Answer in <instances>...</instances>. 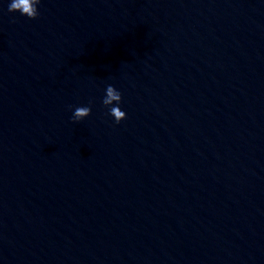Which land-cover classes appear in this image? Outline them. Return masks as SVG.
Here are the masks:
<instances>
[{"label":"water","instance_id":"obj_1","mask_svg":"<svg viewBox=\"0 0 264 264\" xmlns=\"http://www.w3.org/2000/svg\"><path fill=\"white\" fill-rule=\"evenodd\" d=\"M8 2L0 264H264V0Z\"/></svg>","mask_w":264,"mask_h":264},{"label":"clouds","instance_id":"obj_2","mask_svg":"<svg viewBox=\"0 0 264 264\" xmlns=\"http://www.w3.org/2000/svg\"><path fill=\"white\" fill-rule=\"evenodd\" d=\"M39 0H9L7 10L10 13H18L20 16L34 19L38 15ZM121 94L119 90L109 86L102 103L108 106L109 116L115 123H119L125 118V112L120 107ZM90 112L87 106H78L73 110L71 119L74 121L83 120Z\"/></svg>","mask_w":264,"mask_h":264}]
</instances>
